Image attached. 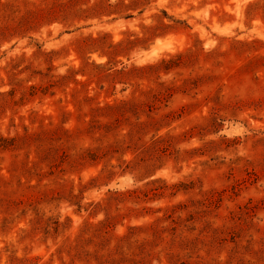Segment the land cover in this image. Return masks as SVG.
I'll return each instance as SVG.
<instances>
[{"label": "rangeland", "instance_id": "obj_1", "mask_svg": "<svg viewBox=\"0 0 264 264\" xmlns=\"http://www.w3.org/2000/svg\"><path fill=\"white\" fill-rule=\"evenodd\" d=\"M0 264H264V0H0Z\"/></svg>", "mask_w": 264, "mask_h": 264}]
</instances>
